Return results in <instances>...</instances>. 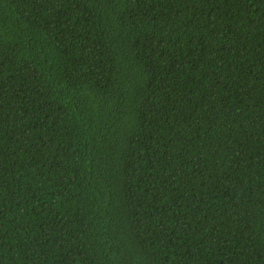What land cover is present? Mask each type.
<instances>
[{
    "label": "trees",
    "instance_id": "obj_1",
    "mask_svg": "<svg viewBox=\"0 0 264 264\" xmlns=\"http://www.w3.org/2000/svg\"><path fill=\"white\" fill-rule=\"evenodd\" d=\"M0 264H264V0H0Z\"/></svg>",
    "mask_w": 264,
    "mask_h": 264
}]
</instances>
